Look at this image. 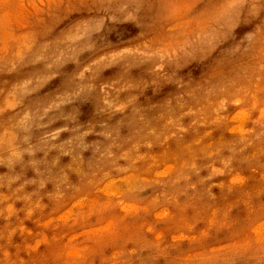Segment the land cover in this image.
<instances>
[{
	"label": "clouds",
	"instance_id": "1",
	"mask_svg": "<svg viewBox=\"0 0 264 264\" xmlns=\"http://www.w3.org/2000/svg\"><path fill=\"white\" fill-rule=\"evenodd\" d=\"M0 264H264V0H0Z\"/></svg>",
	"mask_w": 264,
	"mask_h": 264
}]
</instances>
